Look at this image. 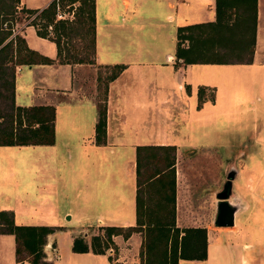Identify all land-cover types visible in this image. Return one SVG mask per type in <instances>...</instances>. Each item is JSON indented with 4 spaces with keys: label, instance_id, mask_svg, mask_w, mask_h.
<instances>
[{
    "label": "crops",
    "instance_id": "obj_1",
    "mask_svg": "<svg viewBox=\"0 0 264 264\" xmlns=\"http://www.w3.org/2000/svg\"><path fill=\"white\" fill-rule=\"evenodd\" d=\"M94 1L93 63L61 62L57 43L53 39L38 34L35 25L24 26L20 22L19 34L26 39L27 45L54 61L19 64L13 59L8 64L16 65L15 105L55 106L56 140L53 144L57 138H76L75 142L82 146L76 151L69 150L68 159L78 158L81 167L88 172L89 166L94 169L98 166L108 167L105 188L97 191V185H92L88 172H84L80 184L74 187L69 184L71 199L78 198L85 205L96 201L100 205H111L118 209L123 206L119 202L120 191L123 195L126 193L131 198L126 215L113 221L101 215H96V219L101 218L108 222L107 225L127 226L136 222L138 145H176L174 167L179 178L182 148L191 146L194 143L191 138H197L194 125L200 121L209 123L215 117L216 108L227 112L225 106H220L218 95L226 93L225 90L233 86L230 75L240 76L247 92H251L260 76L264 93V0H219L220 21H217V0ZM50 2L20 0L16 13L22 7L42 9ZM189 24H204L197 27V35L194 38L193 33L191 43L195 52L208 61L183 63L181 58L176 60L177 28ZM188 44V39L182 43L185 46ZM114 64H124L125 67L107 83L106 141L96 144L95 124L98 105L102 101V98L98 99V89L94 83L98 72L96 69ZM80 69L91 72V78L94 76L87 86L85 73H81L84 84H76V70ZM199 88H203L201 102ZM172 138H175L174 141ZM178 138L185 140L179 143ZM25 145L45 144L8 146ZM2 146L7 145H0V148ZM0 156L9 163L7 174L11 180L0 183V199L3 196L9 198L0 201V210H13L19 224L57 226L54 221H43V216L49 212L48 194L40 195L39 202H36L28 191L18 188L22 182L20 168L23 163L18 164L16 159L24 154L0 152ZM32 156L39 159L38 175L45 176L49 170L45 168L49 165L47 156L52 157L53 154L39 150L32 152ZM122 166L124 170L120 175ZM239 166L232 179L230 196V201L238 206L234 213V224L217 226L213 221L217 201L215 194L222 188L227 169L224 179L218 178V182H214L216 191H212L214 200L210 202V223L205 225L206 257L179 258L178 264H264V168H258L254 162L246 166L244 160ZM46 187L43 182L36 192H48ZM71 219L72 215H69L68 220ZM54 232L48 234L44 247L45 259L52 264H66L56 246ZM79 233L76 231L72 234L74 254L101 255L107 259L106 264H115L108 257L110 250L107 254L75 251L73 243ZM137 234L134 231L127 238L122 234L112 235L120 249L125 246V251L116 258L119 264H133L127 260L135 251ZM16 248L14 233H0V264H17ZM24 264L33 263L25 259Z\"/></svg>",
    "mask_w": 264,
    "mask_h": 264
},
{
    "label": "rangeland",
    "instance_id": "obj_2",
    "mask_svg": "<svg viewBox=\"0 0 264 264\" xmlns=\"http://www.w3.org/2000/svg\"><path fill=\"white\" fill-rule=\"evenodd\" d=\"M5 2L9 4L11 0H0V6H4ZM77 4L79 3L77 2ZM61 7L69 16H72V13L76 10L75 7L73 9V7L65 3H62ZM7 17H14V20H7L3 24L4 27L17 29H19L20 22L26 26L31 19V16H28V13L23 10L19 13L7 15ZM81 35L82 30L79 31V34L73 36L70 44L81 48L84 44ZM112 69V67L96 69L98 72L94 83H96L98 89L97 96L99 100L104 95L107 75ZM76 72V84L79 86L84 84V76L81 73H85L84 80L87 82L85 84L87 86L90 82L91 72L89 73L88 70L82 71V69L76 70ZM230 78L233 86L228 91L225 90L226 93L221 92L218 95L220 106H225L227 112L223 113L221 108H216L215 117L209 123L206 121L196 123L193 128L197 131V138H191L194 143L191 146H183L182 148L179 178L175 171L174 214H172L170 200L165 198L164 190H161L156 183L144 184L141 187L143 189L141 194L150 216L161 215L165 221H170L172 215H174L175 226L179 228L185 226L205 228V225L210 223V202L214 200L212 191H216L214 182H218V178L224 179L226 170L231 165L240 167L239 165H241L243 160L246 166H250L254 162L258 168H264V93H262V80L258 76L254 90L247 92L241 84L240 76L232 74ZM93 80L94 76L91 78V82ZM237 83H240L239 86H237ZM209 96L212 97V94H209ZM248 106L251 108H248ZM13 113L10 99L6 96H0V114L5 115L1 120L7 124L9 120L13 119ZM142 139L145 140V138ZM172 139L174 141L175 138ZM76 140V138H57L55 144H45L43 146L7 145L2 146L0 152H22L24 154L22 158L16 159L18 164L23 163L20 168L22 182L18 188H24L28 191L27 193L31 199L36 200V202H39L40 195H49L47 197L49 199L47 202L49 212L43 216L45 217L43 221L48 223L54 221V223L58 224L53 226L55 241L66 264H106L107 262V259L101 255L74 254L72 252V234L76 231L80 232V237L90 244L94 243L95 247L101 248L104 253L107 254L110 250L111 253L108 257L115 264H119L120 262L116 258L122 255L125 251V246L120 249L119 245L115 244L113 236H111V239L107 238L104 227L108 222L103 221L101 218L96 219V215H101L108 221H113V219L126 215L131 198L128 194L125 193L123 195L120 191L119 202L123 206L118 207V209L111 205L107 207L100 205L96 201L85 205L78 198L71 199L68 191L69 184L73 187L76 186L75 184H80L82 173L86 172L87 174L88 172L84 167H81L78 158L68 159L69 150L76 151L82 146L79 142H75ZM178 140L180 143L185 138H178ZM147 145L150 146V144ZM173 146L176 147V145ZM39 150L53 154L52 157L47 156L49 165L45 168L49 170L45 172V176L38 175L39 159L36 160L32 156V152ZM142 154L140 167L143 179H146L148 174L157 166L163 165L165 157L168 158L167 151L154 147L145 149ZM8 164L7 160L0 156V183L11 181L7 174ZM88 169L89 182L92 185H97V191L105 188L108 183V167L105 165L94 169L89 166ZM122 170H124L123 166L120 167V175ZM43 182L46 183L48 192L43 190L42 194L37 193L36 190L39 186H43ZM124 189L126 190V188ZM71 192L75 193L72 190ZM7 200L9 198L4 196L0 199L1 202ZM69 215H72L71 220H68ZM183 219L185 220L183 221ZM135 232L139 234L138 243L134 253L129 255L130 259L127 260L126 258V260L133 264H147L149 251L145 240V229ZM94 236L98 238V241L94 239Z\"/></svg>",
    "mask_w": 264,
    "mask_h": 264
},
{
    "label": "trees",
    "instance_id": "obj_3",
    "mask_svg": "<svg viewBox=\"0 0 264 264\" xmlns=\"http://www.w3.org/2000/svg\"><path fill=\"white\" fill-rule=\"evenodd\" d=\"M20 0H11L0 6V96L10 99L13 108V119L7 124L1 120L5 117L0 114V145L14 144H53L55 142V117L56 108L53 105L16 106L14 101L15 71L16 65H9V61L16 59L15 63L32 64L36 62L52 63L54 59L31 49L26 39L19 34H13V27H4L7 20L14 17ZM77 2L79 4H77ZM65 3L76 8L73 16L58 17V4ZM95 1L94 0H51L44 8L22 7L28 16H33L28 24L37 27L38 34L50 37L57 43L58 57L65 63H93L95 56ZM217 21L221 19L219 0L216 3ZM16 17V16H15ZM77 24H79L77 26ZM200 25L189 24L177 28V43L175 50L176 60L182 59L183 63L196 61H208L199 52H195L191 43L193 33L197 35ZM80 28V29H78ZM82 30L81 38L84 44L81 48L70 44L71 39ZM185 39L188 45H182ZM245 41V39H243ZM16 46V47H15ZM113 69L107 75L104 85V95L98 105V117L95 124V143L102 144L106 141V104L105 93L109 80L115 78L125 67L124 64H114ZM203 88H199V102ZM26 120V122H25ZM158 148L168 153V158L163 159V165L157 166L150 172L146 179L142 178L141 157L142 151L148 148ZM136 155V195L135 210L136 222L133 225H106L105 231L108 239L114 234H122L127 238L133 231L145 229V240L149 251L147 264H178L179 258L204 259L206 257V230L199 226H175L174 215L170 221H165L161 215L150 216L141 192L142 186L156 183L164 190L166 199H169L174 214L175 201V156L173 145H138ZM170 152V153H169ZM171 155V156H170ZM173 155V158H172ZM173 203V204H172ZM54 231L50 225L19 224L15 220L13 210H0V233H14L17 240V264H24L25 259L33 264H52L46 260L44 250L48 234ZM94 239L98 238L94 236ZM73 249L78 252L92 251L103 252L96 248L95 244L88 243L82 237L74 239Z\"/></svg>",
    "mask_w": 264,
    "mask_h": 264
},
{
    "label": "water",
    "instance_id": "obj_4",
    "mask_svg": "<svg viewBox=\"0 0 264 264\" xmlns=\"http://www.w3.org/2000/svg\"><path fill=\"white\" fill-rule=\"evenodd\" d=\"M237 167L231 165L226 173V179L222 188L216 192V212L214 224L217 226H231L234 224V213L237 210V204L230 201L232 192V179L236 176Z\"/></svg>",
    "mask_w": 264,
    "mask_h": 264
},
{
    "label": "built area",
    "instance_id": "obj_5",
    "mask_svg": "<svg viewBox=\"0 0 264 264\" xmlns=\"http://www.w3.org/2000/svg\"><path fill=\"white\" fill-rule=\"evenodd\" d=\"M68 16H69V15H68L65 11L62 10L61 5L58 4V17H59V18H66V17H68ZM72 16H73V13H72ZM32 18H34V15L31 16V19L29 20V22L32 20ZM26 24H27V23H26ZM18 31H19V29L14 28V32H13V34H15V33L18 32Z\"/></svg>",
    "mask_w": 264,
    "mask_h": 264
}]
</instances>
